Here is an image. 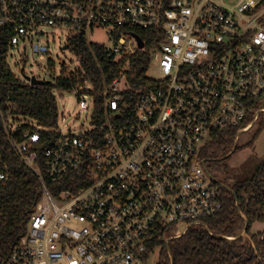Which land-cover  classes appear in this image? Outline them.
<instances>
[{
  "label": "built area",
  "instance_id": "1",
  "mask_svg": "<svg viewBox=\"0 0 264 264\" xmlns=\"http://www.w3.org/2000/svg\"><path fill=\"white\" fill-rule=\"evenodd\" d=\"M235 1L0 0L7 58L20 45L47 56L49 29L65 36L63 50L72 35L93 43L105 31L115 45L103 46L117 61L148 51L161 75L132 89L128 60L100 91L88 82L73 88L90 127L78 136L59 127L43 170L33 150L40 132L18 135L0 110L10 148L43 189L25 235L0 264H143L166 230L180 238L222 210L202 152L214 135L250 131L264 114V0ZM134 29L147 33L150 49L142 38L139 49Z\"/></svg>",
  "mask_w": 264,
  "mask_h": 264
},
{
  "label": "trees",
  "instance_id": "2",
  "mask_svg": "<svg viewBox=\"0 0 264 264\" xmlns=\"http://www.w3.org/2000/svg\"><path fill=\"white\" fill-rule=\"evenodd\" d=\"M131 32L140 35L146 41L147 49L151 48L145 31L134 29ZM8 37L0 30V110L13 121L20 116L31 120L18 127V135L30 130L40 132L41 138L33 150L42 170L45 151L61 137L54 90L70 92L88 82L95 91H100L105 84L119 77L128 60L131 61L126 71L129 87L135 89L149 81L147 72L151 59L148 51H138L117 61L103 45L88 43L83 35H72L69 51L78 58L79 68L71 72L65 68L61 70L54 86L20 82L7 64ZM96 101V113L99 114L102 99L97 96ZM31 124H36L39 129ZM236 136L237 130L214 135L202 152L209 173L221 185L222 210L206 219L204 226L192 227L180 238L171 239L175 230H166L152 241L146 260L160 249L158 264H264V230L257 234L251 232L256 222L264 223V161L247 176H232L226 169L231 155L238 150ZM0 174L7 176L0 180V259L6 260L25 235L43 189L39 177L10 148L1 117ZM58 187L71 188V185L64 183ZM53 189L50 187L51 191ZM243 235L249 236L245 242Z\"/></svg>",
  "mask_w": 264,
  "mask_h": 264
},
{
  "label": "rangeland",
  "instance_id": "3",
  "mask_svg": "<svg viewBox=\"0 0 264 264\" xmlns=\"http://www.w3.org/2000/svg\"><path fill=\"white\" fill-rule=\"evenodd\" d=\"M227 4L235 5V0H225ZM51 33L53 41L49 46V54L42 59L34 57L29 48L25 49L23 46L11 48L8 53L7 64L15 77L27 83L26 77H35L40 81H46L53 86L57 79L61 76V70L64 68L68 72L80 67L78 58L69 50L64 51L65 36L58 31L47 30ZM93 43L102 44L106 47L112 48L115 45L114 40L105 31H96L90 36ZM153 51H151L152 53ZM152 55V54H151ZM158 62L152 61L147 77L152 79H160L161 75L157 72ZM57 98L60 118L59 127L63 131H68L66 127H72V134L78 136L83 134L90 127L91 116L87 111H82L78 106V97L72 92L54 90ZM63 116L66 117L65 122H62ZM12 119V118H8ZM31 122L22 116L15 121V128ZM256 140L254 141V138ZM235 143L238 144V150L231 155L228 161V170L232 176H247L252 173L255 167L264 161V114L259 122L250 131L237 132ZM264 230V223L256 222L251 232L257 234ZM246 240L249 236L243 235ZM160 249H156L150 257L143 264H158Z\"/></svg>",
  "mask_w": 264,
  "mask_h": 264
},
{
  "label": "water",
  "instance_id": "4",
  "mask_svg": "<svg viewBox=\"0 0 264 264\" xmlns=\"http://www.w3.org/2000/svg\"><path fill=\"white\" fill-rule=\"evenodd\" d=\"M134 37L136 38V40L138 42L139 49H142L144 47L143 40L141 39V37L139 35L134 34ZM68 49H69V47L65 46L64 50H68ZM26 79L32 85H44V84L49 83L46 81H40V80L36 79L35 77H26ZM247 227H248V224H246V228H245L246 230H247Z\"/></svg>",
  "mask_w": 264,
  "mask_h": 264
}]
</instances>
